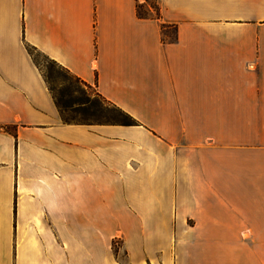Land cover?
<instances>
[{
  "label": "crops",
  "instance_id": "0c3cea01",
  "mask_svg": "<svg viewBox=\"0 0 264 264\" xmlns=\"http://www.w3.org/2000/svg\"><path fill=\"white\" fill-rule=\"evenodd\" d=\"M156 2L0 0V264H264V0ZM27 44L137 124L65 122Z\"/></svg>",
  "mask_w": 264,
  "mask_h": 264
},
{
  "label": "trees",
  "instance_id": "16d2710c",
  "mask_svg": "<svg viewBox=\"0 0 264 264\" xmlns=\"http://www.w3.org/2000/svg\"><path fill=\"white\" fill-rule=\"evenodd\" d=\"M157 16H160L159 6L157 2L155 4H150ZM142 5H138V14L140 17H146L148 15L147 10H143ZM27 49L31 56L33 57L35 63L40 68L43 73V77L49 87V91L61 113V116L65 122H79V123H120L123 125H133L137 124V120L130 113L123 110L116 104H113L107 100L103 95H101L96 87L94 86V91H89L91 85L80 79L78 76L72 74L65 67L58 64L55 60L51 62L60 68L64 69L68 74L72 75V79L65 77L61 79V84L59 88L55 87V79L51 72L46 73L37 62L36 58L33 56L31 49H35L34 46L27 44ZM112 105L118 113L120 114L119 119H116L113 115H109L108 107ZM78 107L83 114L82 120H77V118L70 114L72 107ZM100 119L105 118V121H94L88 122L87 119Z\"/></svg>",
  "mask_w": 264,
  "mask_h": 264
},
{
  "label": "rangeland",
  "instance_id": "374dc122",
  "mask_svg": "<svg viewBox=\"0 0 264 264\" xmlns=\"http://www.w3.org/2000/svg\"><path fill=\"white\" fill-rule=\"evenodd\" d=\"M150 4H155L156 0H149ZM145 10V9H143ZM33 56L36 58L37 62L40 64L41 68L46 72L49 73L51 72L53 77L55 79V87L59 88L61 84V79H64L65 77H69L72 79V75L68 74L64 69L60 68L59 66L53 64L50 59H48L46 56H44L42 53L39 51H36L34 49H31ZM89 91H94V85H91V88ZM109 110V115L107 117H110L113 115L116 117V119H119L120 114L118 111L110 105L108 107ZM82 112L78 107L76 106L72 107L70 110V114L74 115L77 120H82L83 119V114L79 113ZM88 122H94V121H105V118H100V119H87ZM117 226H119V223H115L114 221H106L105 222V230L108 233L113 232L114 230L117 229ZM123 241L121 238H113L111 241V249L113 251V256L116 261L121 262V263H126L129 262L128 259V254L127 252L123 250Z\"/></svg>",
  "mask_w": 264,
  "mask_h": 264
}]
</instances>
